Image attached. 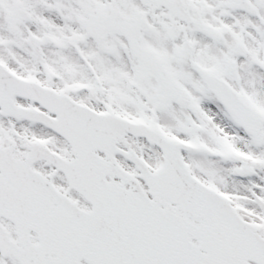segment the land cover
Instances as JSON below:
<instances>
[{
	"label": "snow or ice",
	"instance_id": "snow-or-ice-1",
	"mask_svg": "<svg viewBox=\"0 0 264 264\" xmlns=\"http://www.w3.org/2000/svg\"><path fill=\"white\" fill-rule=\"evenodd\" d=\"M0 264H264V0H0Z\"/></svg>",
	"mask_w": 264,
	"mask_h": 264
}]
</instances>
